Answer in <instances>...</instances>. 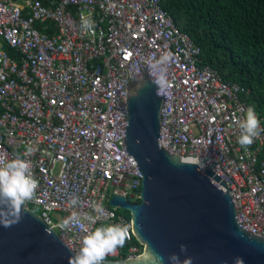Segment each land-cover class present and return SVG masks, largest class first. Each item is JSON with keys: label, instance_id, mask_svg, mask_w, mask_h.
Masks as SVG:
<instances>
[{"label": "built area", "instance_id": "obj_1", "mask_svg": "<svg viewBox=\"0 0 264 264\" xmlns=\"http://www.w3.org/2000/svg\"><path fill=\"white\" fill-rule=\"evenodd\" d=\"M82 16L94 20L92 31ZM165 51L175 60L160 109L162 143L226 181L241 226L264 236V117L257 113L260 137L242 147L245 87L199 63L200 47L160 0H0V163L31 148L39 187L27 205L74 252L85 233L60 226L73 196L82 213L105 208L107 218L90 230L128 226L125 244L107 258L143 252L131 218L111 199L140 196L143 174L125 145L129 83Z\"/></svg>", "mask_w": 264, "mask_h": 264}, {"label": "water", "instance_id": "obj_2", "mask_svg": "<svg viewBox=\"0 0 264 264\" xmlns=\"http://www.w3.org/2000/svg\"><path fill=\"white\" fill-rule=\"evenodd\" d=\"M147 70L129 83L125 145L142 171L140 201L114 194L111 203L128 209L141 254L105 264H151L150 251L179 253L192 264H264V236L244 229L236 218L233 192L206 165L172 153L160 138L163 98ZM164 107V103H163ZM19 223L0 224V264H69L75 252L31 207ZM187 245L186 253L180 245Z\"/></svg>", "mask_w": 264, "mask_h": 264}, {"label": "trees", "instance_id": "obj_3", "mask_svg": "<svg viewBox=\"0 0 264 264\" xmlns=\"http://www.w3.org/2000/svg\"><path fill=\"white\" fill-rule=\"evenodd\" d=\"M161 3L201 48L199 62L214 67L224 80L244 86L243 99L264 117V0ZM29 206L35 210L36 205ZM124 214L130 216L129 211Z\"/></svg>", "mask_w": 264, "mask_h": 264}, {"label": "clouds", "instance_id": "obj_4", "mask_svg": "<svg viewBox=\"0 0 264 264\" xmlns=\"http://www.w3.org/2000/svg\"><path fill=\"white\" fill-rule=\"evenodd\" d=\"M81 27L90 32L94 29L95 22L91 17L82 16ZM174 60V54L165 51L158 58L150 59L147 64L152 83L157 88V95H165L169 86V67ZM237 124L240 130L238 143L242 147L252 145L254 140L260 137L262 131L260 118L254 107H248L244 118L239 119ZM31 151L29 147L23 156L17 153L14 158L5 159L4 163H0V224L4 227H11L20 222L26 211L27 202L34 199L39 187V180L35 177L31 160L26 158ZM70 204L73 211L60 226L65 230L79 228L85 235L79 251L69 257V264H105L107 257L125 244L129 234L128 226L119 223L101 224L90 230L87 224L95 225L97 221L104 220L108 216L102 204L93 205L95 215L76 210L81 205L78 196H73ZM187 251V245L181 244L180 252ZM167 260L169 264H192V257L187 256L181 260L179 253H172ZM149 261L151 264H165V257L150 251ZM235 264H243L242 259L237 258Z\"/></svg>", "mask_w": 264, "mask_h": 264}, {"label": "bare ground", "instance_id": "obj_5", "mask_svg": "<svg viewBox=\"0 0 264 264\" xmlns=\"http://www.w3.org/2000/svg\"><path fill=\"white\" fill-rule=\"evenodd\" d=\"M43 1V0H42ZM44 2V1H43ZM160 2H161V0H160ZM45 3H47V2H45ZM162 4V3H161ZM163 6V5H162ZM167 10V9H166ZM168 11V10H167ZM169 12V11H168ZM173 17V16H172ZM174 19V18H173ZM175 22V21H174ZM176 24V23H175ZM177 25V24H176ZM179 27V26H178ZM194 41V40H193ZM200 50H201V48H200ZM200 54H201V52H200ZM201 65H208V64H202L201 62H199ZM211 68H213L214 70H216L214 67H212L211 65H209ZM216 72L218 73V75L220 76V74H219V72L216 70ZM142 76V75H141ZM140 76V77H141ZM221 77V76H220ZM222 78V77H221ZM223 79V78H222ZM224 80V79H223ZM226 81V80H225ZM229 82H231V81H229ZM235 83H237V82H235ZM239 84V83H238ZM241 85V84H240ZM242 86V85H241ZM244 87V86H243ZM247 91V89L245 88V91L244 92H246ZM243 92V93H244ZM243 93H242V100L243 101H245L244 99H243ZM246 102V101H245ZM247 103V102H246ZM162 105V104H161ZM127 127V126H126ZM127 130V129H126ZM178 154V153H177ZM133 155V154H132ZM180 155V154H179ZM135 157V156H134ZM182 157V156H181ZM183 158V157H182ZM184 159V158H183ZM184 160H188V161H192V160H190V159H184ZM213 171V170H212ZM214 172V171H213ZM143 178V177H142ZM220 182H221V180H220ZM141 189H142V185H141V188H140V192H141ZM128 198V197H127ZM140 199V196L139 197H137V198H128V200L129 201H131V202H138L136 199ZM27 205V204H26ZM35 205V204H34ZM27 206H29V204L27 205ZM37 206V205H36ZM30 207V206H29ZM35 211V210H34ZM120 211L121 212H123L124 213V211H129L128 209H125V208H121L120 209ZM35 212H37V211H35ZM130 212V211H129ZM39 215H40V210L37 212ZM42 218V217H41ZM129 218H131V214H130V216H129ZM44 221V220H43ZM132 221V220H131ZM45 222V221H44ZM51 227V226H50ZM53 229H55V228H53ZM133 229V228H132ZM56 230V229H55ZM58 233V232H57ZM134 233V232H133ZM135 236V235H134ZM136 238V237H135ZM137 239V238H136ZM144 245V244H143ZM143 250H144V248H143ZM126 257H128V256H123V257H113V258H108V259H121V258H126Z\"/></svg>", "mask_w": 264, "mask_h": 264}, {"label": "rangeland", "instance_id": "obj_6", "mask_svg": "<svg viewBox=\"0 0 264 264\" xmlns=\"http://www.w3.org/2000/svg\"><path fill=\"white\" fill-rule=\"evenodd\" d=\"M35 210L38 212L40 208L38 206H34ZM34 210V209H33Z\"/></svg>", "mask_w": 264, "mask_h": 264}, {"label": "crops", "instance_id": "obj_7", "mask_svg": "<svg viewBox=\"0 0 264 264\" xmlns=\"http://www.w3.org/2000/svg\"><path fill=\"white\" fill-rule=\"evenodd\" d=\"M45 2V1H44ZM249 105V104H248ZM251 106V105H250ZM258 113V112H257Z\"/></svg>", "mask_w": 264, "mask_h": 264}]
</instances>
